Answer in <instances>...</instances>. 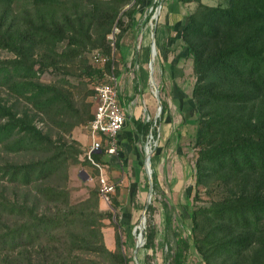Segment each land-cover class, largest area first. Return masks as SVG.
<instances>
[{
    "label": "trees",
    "instance_id": "trees-1",
    "mask_svg": "<svg viewBox=\"0 0 264 264\" xmlns=\"http://www.w3.org/2000/svg\"><path fill=\"white\" fill-rule=\"evenodd\" d=\"M178 2L196 3L180 31L194 76L191 101L196 111L193 147L197 156L193 201L199 188L209 189L215 183L227 187L229 194L205 206L191 205L190 235L177 238L163 262L187 264L188 251L193 247L203 264H264V0H228L225 7L207 6L201 0ZM141 3L0 0V49L13 55L0 61V88L36 113L16 112L14 105L0 101V150L35 156L27 162L0 164V181L34 187L39 200L56 208L38 212L26 201L0 198V214L9 219H0V251H17L15 264H85L78 262L83 253L101 256V264H128L118 236L115 251L104 244L101 220L111 215L99 211L97 191H90L79 203L69 202L68 171L79 163L80 151L53 141L34 119L38 115L60 128L66 126L68 132L92 120L91 105L83 118L77 119L69 97L55 85L42 84L40 76L47 70H58L60 60L76 58L88 46L110 57L113 48L107 36L114 26L120 28L114 41L117 76L115 55ZM123 16L128 19L127 26L123 25ZM148 20L146 16L145 22ZM65 40V51L57 53ZM36 50L47 52L35 59ZM110 66L108 61L99 69L87 67L86 75L101 78ZM101 80L103 77L97 82ZM133 82L136 89L135 78ZM164 111L162 103L161 117ZM159 122L153 126L152 121H133V126L144 142L149 132L156 137ZM102 154L93 157L103 165ZM156 178L153 172V191L158 190ZM162 196L166 201L165 230L170 232L172 206ZM118 205L114 196L112 207L117 212ZM150 211L149 205L147 213ZM144 236V248L153 249L155 230L150 224ZM44 241L47 244L43 247ZM37 245L41 250L33 255L30 250Z\"/></svg>",
    "mask_w": 264,
    "mask_h": 264
},
{
    "label": "rangeland",
    "instance_id": "rangeland-1",
    "mask_svg": "<svg viewBox=\"0 0 264 264\" xmlns=\"http://www.w3.org/2000/svg\"><path fill=\"white\" fill-rule=\"evenodd\" d=\"M169 3L174 4L173 7L177 12L175 13V20L180 24L185 23L187 14L191 13L196 8V3H191L188 6H182L177 0H142L141 5L137 8L133 16L134 22L132 28H141L142 30L141 36H139L138 40L135 41V45L137 46L135 51H137L138 60L141 59L143 61L147 71L146 92L151 95L152 99L156 103L153 113L150 116L153 126H155L154 121L161 118V112H159L160 105H158L157 98L159 97L161 99V96H165L157 76V73L160 72L157 66V63L159 62L158 53L160 52L158 40H156L157 46L154 45L156 51L155 56L151 57V49L153 46L152 34L155 32L157 27L161 26L165 21L166 7ZM201 3L212 7H225L228 4V0H201ZM146 16H149L148 22H145ZM122 22L124 26L128 25V19L124 16L122 17ZM119 29V27L114 26L111 33L107 36V41L110 45L113 40L115 41L116 36L119 34ZM129 32H131V29L128 30L123 37H127V33ZM66 43L67 40L59 45L57 53L65 51ZM35 52L38 53V55H34V58L37 59L40 55L45 54L47 51L36 50ZM95 55H98L102 60L100 62H95L93 59ZM11 57H13L11 53L0 49V61L10 59ZM116 57L117 55H115V58ZM107 59H109V57L104 55L100 49L90 48V46H88V48L85 47L82 49L80 56L68 59L67 61L60 60L58 63V70L50 69L45 71L40 76V82L45 85H55V87L63 95L69 97V102L74 109L73 111L76 113L77 119H82L88 105H91V112L93 113L94 103L93 94H91V92H93V84L102 79V77L104 78V76L101 78L98 76H87V67L93 69L102 68L107 64ZM150 60L152 64V75H150ZM37 67L38 66L36 65L35 68ZM185 71L187 73L186 79H188L189 83L187 85L184 84V87L187 92H190L193 79H190L189 63H187ZM63 80L67 81L68 84L62 83L61 81ZM0 101L9 106L14 105L13 108L16 112L26 110H29L30 113L32 112L31 108L27 106L23 100L15 99L12 95H9V92L4 88H0ZM35 114L36 113L34 112L31 113V115ZM34 120L36 125L43 129L44 132L48 133L53 141L71 145L80 151V154L78 155L79 163L71 166L68 171L69 179L66 183V189L69 193V202L71 204L79 203L88 198L90 191H97L99 211L102 213H109L111 215L110 218L101 220V233L104 244L109 251H115L116 236H118L120 241V250L127 259L128 264H164L163 260L168 254V249L169 247H173L175 240L177 238H187L190 235L188 212L190 211L191 205L205 206L212 201H219L229 194L227 187L215 183L209 189L199 188V193L197 194L198 197L195 202L193 201V197L195 195L194 163L197 156V149L193 147L195 128L192 124L191 126L182 127L178 124V117L175 116L169 130V135L173 140H162L161 132L159 133L160 123H158L156 126L157 135L148 145L151 146L150 151H152V153L150 152L149 159V166L151 169L150 177L145 163L146 152L144 148L147 139H145V141L140 145L144 159L143 168L145 175L141 181L144 191L137 193L136 201L138 204L137 209L133 212L134 216L131 224L124 225L120 219L121 212H117L115 210L116 212L113 214L109 210V207L104 199L101 197L98 170L86 160L85 153L90 145L87 128L88 123L77 124L68 132V128H66V126L65 128H60L51 121L42 120V118L38 115ZM65 124L66 123H64V125ZM176 133H179V141L177 144L175 143V138H177ZM178 147L180 153L176 152ZM159 148L162 149L163 152L157 165L154 160L156 150ZM166 153L167 155H165ZM33 158H35V156L32 154L11 155L0 150V164L6 161L14 163L27 162ZM153 172L157 176L156 180L158 190L156 191H153ZM104 175L106 176L105 172ZM108 182L110 181L108 180ZM149 182L152 185V191L148 206L150 205L152 207V211L147 213L146 209L144 213L149 195ZM162 193L166 197L169 206H172L170 209L173 225L170 232L165 230V212L163 210V205L166 201L163 198ZM36 195L37 191L34 187L22 188L0 181V198H7L11 202L17 201L19 203L26 201L29 206H36L38 212H48L49 210L54 211L56 209L55 206L39 200ZM114 196H117L116 191L109 195L111 205L113 203ZM38 202L39 205L37 204ZM143 216L144 223L141 231L143 244L140 247H136L137 235L139 234V231L134 233V229L137 227L140 220H142ZM0 219L9 221V219H7V215L4 214H0ZM147 224H150L155 230L153 249L144 248V235L146 233ZM46 242L47 241H44L42 243L43 247L47 244ZM39 250L41 249L37 245L34 250L30 251L34 255L35 252ZM59 250L61 249L59 248ZM42 253H44V250H42ZM16 255L17 251H14L13 253L0 251V264H15L14 258ZM187 258V264H203L201 257L197 254L193 247H190ZM103 260L104 259L101 258V256L89 253L79 254L78 257V262L85 264H101L103 263Z\"/></svg>",
    "mask_w": 264,
    "mask_h": 264
},
{
    "label": "crops",
    "instance_id": "crops-1",
    "mask_svg": "<svg viewBox=\"0 0 264 264\" xmlns=\"http://www.w3.org/2000/svg\"><path fill=\"white\" fill-rule=\"evenodd\" d=\"M173 3H169L166 7L165 21L157 27L154 32V39H152V43L156 46V40H158L160 52L158 53L159 62L157 66L160 72L157 73V76L165 96H161V99L157 98L161 110L162 103L165 107L159 122V133L161 132L162 140L172 139L169 130L175 116L178 117V124L182 127L192 124L195 128L196 119L195 107L191 101L194 85L192 60L181 42L180 31L184 23L176 22L175 13L177 12ZM141 31V28H131V32L127 33L128 36H124L120 42V50L116 57L119 80L118 101L125 114L126 122L118 134V157H108L104 154L101 157L107 179L111 183H117L122 179V182L117 184L115 191L119 204L118 210L121 212L120 219L124 225L131 224L133 212L137 209L138 204L136 201L137 193L144 191L141 184L145 175L144 159L140 146L142 139L133 126V121L146 122V117L152 115L156 104L151 95L146 92L147 71L143 61L138 60V54L135 51L137 49L135 41L141 36ZM187 63H189L190 79H193L190 92H187L184 87V84L189 83L185 71ZM134 78L137 84L136 89L133 82ZM178 134L175 138L176 144L179 141ZM162 152L160 148L156 150L154 162L157 165ZM176 152L180 153L179 147Z\"/></svg>",
    "mask_w": 264,
    "mask_h": 264
},
{
    "label": "built area",
    "instance_id": "built-area-1",
    "mask_svg": "<svg viewBox=\"0 0 264 264\" xmlns=\"http://www.w3.org/2000/svg\"><path fill=\"white\" fill-rule=\"evenodd\" d=\"M111 47L113 50L111 56L107 59L111 63L110 70L104 75L103 80L93 84V118L87 126L90 145L85 157L87 162L98 170L101 197L114 214L116 211L110 204L109 195L114 193L117 184H120L122 179L117 183L108 182L107 177L104 175V166L93 157L96 153H103L108 157H118V134L126 122L125 114L118 101L119 80L114 72V40ZM93 59L95 62L102 60L98 55H95ZM146 121H151L149 116L146 117ZM153 138V135L149 132L144 148L148 159H150V152L152 153L150 151L151 146L148 145Z\"/></svg>",
    "mask_w": 264,
    "mask_h": 264
},
{
    "label": "water",
    "instance_id": "water-1",
    "mask_svg": "<svg viewBox=\"0 0 264 264\" xmlns=\"http://www.w3.org/2000/svg\"><path fill=\"white\" fill-rule=\"evenodd\" d=\"M153 18H154V16H153ZM152 39H154V33L152 34ZM154 45V44H153ZM149 66H150V75H152V64H151V60H150V63H149ZM159 112H161V106L159 107ZM149 163V159H148V156H147V153H146V161H145V163ZM151 173V172H150ZM150 173L148 174L149 175V177H150ZM151 191H152V185H151V183L149 182V195H148V200H147V204H146V206H145V209H144V213H145V211H146V209H147V206H148V204H149V200H150V197H151ZM142 219H143V221H144V216L142 217ZM137 231V227L134 229V233ZM139 237H141V240H142V244H143V238H142V232H139ZM136 247H138V245H136Z\"/></svg>",
    "mask_w": 264,
    "mask_h": 264
},
{
    "label": "bare ground",
    "instance_id": "bare-ground-1",
    "mask_svg": "<svg viewBox=\"0 0 264 264\" xmlns=\"http://www.w3.org/2000/svg\"><path fill=\"white\" fill-rule=\"evenodd\" d=\"M154 56H155V48H154V45H153L152 46V49H151V57H154ZM146 168H147V172L149 174L151 172V169H150V166H149V163L148 162L146 163ZM143 223H144L143 219L140 220L139 224L137 225V231H139V232L142 231V225H143ZM134 235H136V234H134ZM137 245H138V247H140L142 245V240H141V237H139V235H137Z\"/></svg>",
    "mask_w": 264,
    "mask_h": 264
}]
</instances>
